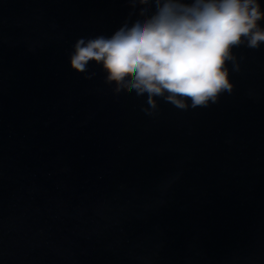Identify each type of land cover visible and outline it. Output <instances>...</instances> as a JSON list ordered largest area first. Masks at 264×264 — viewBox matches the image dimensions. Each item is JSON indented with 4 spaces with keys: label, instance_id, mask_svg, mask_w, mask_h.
I'll return each mask as SVG.
<instances>
[{
    "label": "water",
    "instance_id": "95a60500",
    "mask_svg": "<svg viewBox=\"0 0 264 264\" xmlns=\"http://www.w3.org/2000/svg\"><path fill=\"white\" fill-rule=\"evenodd\" d=\"M140 8L0 0V264H264V43L217 103L151 109L70 66Z\"/></svg>",
    "mask_w": 264,
    "mask_h": 264
},
{
    "label": "clouds",
    "instance_id": "9594fccd",
    "mask_svg": "<svg viewBox=\"0 0 264 264\" xmlns=\"http://www.w3.org/2000/svg\"><path fill=\"white\" fill-rule=\"evenodd\" d=\"M130 2L141 5L143 19L125 23L110 37L77 39L70 66L86 73L90 62L101 65L116 93L146 96L151 109L157 97L182 110L217 103L233 89L225 66L235 64L232 49L264 43L258 0ZM149 5L154 6L150 14Z\"/></svg>",
    "mask_w": 264,
    "mask_h": 264
}]
</instances>
